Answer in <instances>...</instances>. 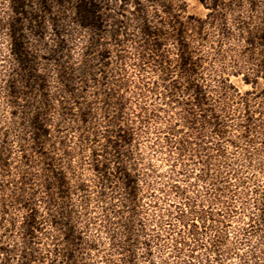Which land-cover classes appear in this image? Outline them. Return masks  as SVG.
Masks as SVG:
<instances>
[{"label": "rangeland", "instance_id": "374dc122", "mask_svg": "<svg viewBox=\"0 0 264 264\" xmlns=\"http://www.w3.org/2000/svg\"><path fill=\"white\" fill-rule=\"evenodd\" d=\"M28 1L45 88L13 95L14 16L0 0V264H264V0H100L92 52L75 3ZM49 167L66 194L49 192ZM60 209L70 245L52 225Z\"/></svg>", "mask_w": 264, "mask_h": 264}, {"label": "trees", "instance_id": "16d2710c", "mask_svg": "<svg viewBox=\"0 0 264 264\" xmlns=\"http://www.w3.org/2000/svg\"><path fill=\"white\" fill-rule=\"evenodd\" d=\"M52 1L59 2L61 5H67L75 3L76 18L79 21L80 26L89 31L92 34L91 43L89 47V52H92L93 49H98L100 47V42L97 41V34L100 33L104 27V20L101 17V5L102 1L100 0H40V4L43 7H47L48 4ZM30 6L28 0H11L12 13L14 20L11 24V35H12V44L11 52L14 58V61L18 70V81L15 83L10 90V93L13 95L20 94V86L22 90L33 91L35 89L44 90L45 88V79L39 73L38 68L36 67V58L29 51L28 45H26V38L24 36L25 30H23V20L28 22V31L35 35L40 36L37 16L28 10ZM50 11V9H46ZM56 30V29H55ZM183 46V45H182ZM58 55V53H57ZM56 51L54 56H56ZM102 60L108 58V52L104 51L101 54ZM189 58H184L183 66L186 67L189 63ZM264 68V63H263ZM90 71L85 68L82 71L83 77L87 78ZM264 80V76L262 77ZM62 81L65 83V88L70 95H74L70 83V77L66 75L62 76ZM20 85V86H19ZM18 87V88H17ZM194 91L200 92L201 88L196 84L192 86ZM23 92V91H22ZM44 110L42 108L36 107L34 116L28 121L30 128L33 130L34 140L36 144L42 143L43 140L48 138V126L44 122ZM82 121L87 122L86 116L83 115ZM54 169V168H53ZM51 172L50 180L48 181V190H51L56 187L60 196L66 194V178L63 173L56 172L52 170V167L48 169ZM96 172H102L103 175H106L108 172L107 166H102V168H96ZM117 174H119V179L122 181L123 185L127 190L133 192L135 189V181L132 176L122 167L117 168ZM37 213L33 209L27 214V217L24 222V231L25 234L29 237L36 234L38 229V218ZM72 216L70 213L65 211V209H60L59 215L55 216L52 221L53 227L56 229L59 228L64 232V239L70 245L71 243L77 242L79 236L72 226Z\"/></svg>", "mask_w": 264, "mask_h": 264}]
</instances>
